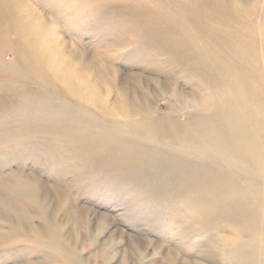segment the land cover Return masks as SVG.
<instances>
[{
  "label": "rangeland",
  "instance_id": "374dc122",
  "mask_svg": "<svg viewBox=\"0 0 264 264\" xmlns=\"http://www.w3.org/2000/svg\"><path fill=\"white\" fill-rule=\"evenodd\" d=\"M12 1L14 2V0ZM128 1L127 0H32V1L30 0V2L33 5L36 4L35 6L40 11V14L43 16H47L49 23L50 24L53 23L57 31L59 30L58 32L60 33V35L62 34L61 36H63L64 40L68 43L67 44L68 46H66V53L74 52L76 53L77 57H79L80 59L84 61L94 60L96 64L104 65L108 67L109 71L111 72L109 79H111V82H112L111 85L113 84L112 87L114 88L113 90L112 89L111 90L114 93L108 88H105V86H103V91L105 92H103L104 95L102 94L103 95L102 97L104 98V99L102 98L103 100L102 102L104 104V105L102 104V106L95 105L94 103L91 104V102L85 101L84 98L82 99V89H81L80 81L78 80V78L74 77L72 78L73 81L75 82L73 84L78 87L77 90L79 89L78 90L79 94L77 93V99H76V95L73 92H70L68 88H66L68 87L67 83H65L66 79L62 77L63 75L61 76V73H59L60 70L57 67L55 70V67H54L55 59L53 60L54 57L51 55L49 51L46 50L47 47H45L46 45L44 44V42L42 41L40 45H37V43L29 37L30 32L27 30V28L25 29L24 27L25 24L28 25L27 19L25 22V12L18 10L17 7L14 6V4H12V2L10 1L8 2V0H6L5 1L6 4L8 2V5L11 7V10H10L11 13H9L10 15L9 16L8 12L4 11L5 10L4 4L0 3V6H1L0 23L2 27L1 31L4 29V31L6 32L5 35H4L5 32L3 31L0 33V41H1L0 42L1 43L0 44L1 46L0 47L1 49L0 50V56H1L0 58L1 59L0 60V86L2 87V88L0 87V90H1L0 92V102H1L0 103L1 104L0 105V113H1L0 114V181H1L0 196L1 197L0 198L6 197L7 199L8 197V201H9V204H8L6 202L7 200L2 198L3 200L2 201L0 199V202H1L0 207L2 206V202H3V205L6 202L4 206L7 207V209L5 208V211H4V209L2 208L3 206H2L1 208L3 210L1 209L0 213L3 215L5 213L6 214L10 213L11 215H14L13 209L18 208L17 206L20 207L21 205L22 208L20 210L24 213V216L26 217V221L28 222V220L30 219L29 221L30 223L28 224H31V226L35 228L39 226V229H41L39 230L37 228V230L40 231V234L38 236H35L34 234H30L28 230L19 226L18 224L17 225L15 223L11 224L4 220H0L1 232L3 230H6L5 232L3 231L4 234L0 233V236H1L0 237L1 238L0 239V264H27L28 262H29L28 264H33V263L35 264H44V263L50 264L51 263L52 264V261L54 259H57V264H65V263L66 264H74V263L80 264V262H82L80 259L84 260L86 262V263L84 262L85 264H88V262L89 264H97V263L106 264L105 261L103 262L100 260L101 259L104 260L107 250L112 251L111 254H114L113 263L115 264H128L131 262H133L134 264H137L138 263L137 259H139L138 257L139 255H137L134 252L140 253V251H142L141 250L142 248L138 249L136 247V244H134L130 240L131 237L137 238V240H139L140 242L145 243V241L148 240L158 246H164V247H166V245L167 244L169 245L170 243L171 245L173 244L172 246L174 248L176 247L179 249L178 252L181 256L183 257L186 256L185 254L186 252L191 255L190 256L191 261L201 262V263L206 262V260L203 262L204 259L202 255H197V254L192 253V250L194 249V247L201 244V242L206 241V236L204 234L200 235L198 233V229L200 227L195 226L194 228H198V229L195 230L193 228V231L190 230L189 233H187L188 231H186L185 234H187V236L189 234L191 235L193 232L195 234H192L191 236L189 235L185 240L182 239L184 240V243L182 240L179 241V237L177 236H176L177 241L175 240V238H170L171 240L172 239L174 240V242L172 243L166 237L170 235V221H171V217L173 213H176L174 211H177V210L181 211V209L182 211H184L186 209L187 210V211L185 210L186 217L185 215H183L184 219L186 220L185 225L187 227H191V226H194L193 222H195L193 221L195 219L193 217L196 216L197 218V216H199L200 218V213L201 214L204 213L203 210L212 209V207L216 204L215 203L216 198H214L213 195L210 193L209 186L211 185V183L209 182V180L212 179V175H215L216 172H219V170H224V165L219 161L210 163V165L208 166L210 167V173H212V175L208 177V182H204L200 184L199 186H195L196 188L190 191L187 190V192L185 193L181 192L179 189L176 188L178 186L177 184L184 185L180 182V175H181L180 170L182 169V167H189L191 172H194L196 170L195 166L188 164V161H187L188 155H182L183 154L182 151L183 152H186V151L182 150L177 145L180 143L175 142L176 145L171 144L174 142L172 141L171 138L167 140V142H163V143L160 140L159 141L155 139L153 140L149 136L150 134L148 133L146 128H144V125H142L141 123L143 122L147 124V123L156 122L158 124L165 123L164 125L168 126L167 121H169V119H175L179 121V123L181 124L189 120L192 123H195L197 118L193 117V115L195 114L192 113L191 108L186 107L187 104H185L184 101L187 98H192V99L194 98L196 99V101L200 102L202 105V110L199 116H202V114H205V113L207 115L208 113L210 115H213L215 108L212 107L214 104L210 100L211 99L213 100V96L216 94L217 90H213L211 88L210 82L207 83L206 81L204 82L202 80L203 78L201 77V74L199 73L200 71L196 72L195 70H193V73H192V69L187 66L186 62H183V59L181 58V56L180 55L178 56L177 53L175 54V49L173 48V46L165 43L163 40L160 41L162 36L160 37V40H159V36H158L159 33L157 32L155 33L151 29L147 28L149 27V23H148L149 16L153 15V13L157 11V9L158 10L166 9L167 7L166 10L170 11L171 14H173V16L178 17L182 22L184 21V23L187 25L190 24L191 28L197 27L199 29L198 34L200 36L203 35L208 38L211 35V37L209 38L212 42L214 41L216 45L220 44V42L227 43L228 41L225 40V37L224 35H222L221 32L216 31V28H212L209 24L205 23L204 20H194L192 17H190V16H200L194 9H192L190 6L188 7V3L190 4L192 0H184L185 2L183 0H178L181 4L177 2V0L175 1L173 0H153V1L152 0H128ZM213 1L196 0L195 2H198V3L201 2V5H202L201 9L204 11H207L206 14H208V12L209 13L219 12V10L222 9L220 14L224 16V15H227L228 13L229 15L227 18H229L230 20L232 19V17H234L235 18L234 27H238L239 29H242V27L243 28L248 27V25H246V22L248 19L247 17L251 16L250 19H248L249 25L252 26L255 23L257 25V26L255 25L256 27L255 33L253 34L257 35V29L258 30L260 29V32L262 33L261 38L262 36L264 37V34H263L264 33V11H263L264 0H260L261 2L259 0L258 1L257 0H254V1L246 0V5H249L250 3L251 4L249 5V7L246 6V9H248L249 11H245V15H244L245 17H237V16H242V15L237 13L235 9H233L230 6H227L226 4L220 6L221 4H219L217 0H213ZM144 5H145V8H144ZM158 5H161V6H158ZM252 5L253 7H251ZM172 7H174L175 10ZM150 8L151 10L150 12H148ZM172 10H174V13ZM140 12H141V15L139 14ZM136 13L139 16H137ZM143 13H144V16H143ZM193 13H196V15H193ZM135 16H137V18L141 17V19L140 18L137 19L138 23L135 19ZM17 17L19 18V20ZM203 17L206 18L205 16ZM20 19L23 22H20ZM238 19L240 20L239 21L240 23L241 22L243 23L240 24L238 22ZM12 21L14 22L11 23ZM146 24L148 26H146ZM258 24H260L261 28H257ZM22 27H24V29ZM172 27H174L173 28L174 30L175 26H172ZM170 28L171 27H169V29ZM236 31H234V34L236 33ZM1 34L4 36H1ZM154 34L155 35L157 34V35L155 36ZM149 36L151 37L150 39H149ZM5 37L6 39H4ZM144 38L145 40H143ZM18 39H20L21 41ZM189 39H192V35L189 37ZM14 40L17 42H14ZM22 40H24V42H22ZM149 40L151 43L149 42ZM154 40L156 42H154ZM10 41L12 43L14 42L13 44L11 43V46H10ZM142 41L144 42L142 43ZM4 42L5 43L7 42L8 47L10 48L7 47V44H5L6 45L5 47ZM158 43H159V46H158ZM228 43L231 44L230 42ZM26 44L28 46H26ZM3 46H4V49L5 48L7 49L5 50L3 49L2 51ZM163 46L165 47V49ZM30 47L32 48L31 51H30ZM13 49H14V52L16 53L12 51ZM156 49L158 51H155ZM219 49L220 47L217 48L216 51L222 57L228 58L226 47L224 48V50L222 49L223 52L222 50L218 51ZM43 50H44V53H42ZM29 51L31 53H29ZM168 51L170 52V54L168 53ZM141 52L142 54H140ZM153 53H157V54H153ZM24 54H26V56ZM174 54L175 56H177L178 59L177 58L175 59ZM27 56H28V59H25L27 58ZM30 56L31 58L29 59ZM41 57H43L42 60L39 59ZM138 57L140 58V60ZM144 57L147 59L145 60ZM154 57H156L155 58L156 62L154 61ZM150 58H152L153 60L152 59L150 60ZM19 59H21L20 61H23V60L24 61L19 63L20 62ZM172 59H174L175 61L172 62ZM51 60L53 61L54 64L53 63L51 64L52 62ZM38 61H40V63ZM44 61L46 62L48 61V62L47 63L45 62V64L40 65ZM170 61L173 65H171ZM34 64L37 65V68L39 66V71L37 70V68L35 69V66H33ZM153 65H155V67ZM46 66L47 67L49 66V67L47 68ZM151 66L153 68H151ZM13 67H15V70ZM17 68L22 73L17 71ZM33 69H35V73L37 72V75L39 77L36 74H34ZM47 69H49L50 72ZM162 69H165L164 72H162L163 71ZM30 70L32 72H30ZM44 70L46 71L43 73ZM196 70L198 69L196 68ZM165 72H168V74H165ZM28 73H31L32 77ZM51 74L52 75L54 74L55 78H54V75L52 76ZM138 74L148 79L149 83L145 84L144 82H141L140 78L138 77ZM192 74L193 75L195 74V75L193 76ZM17 75L20 77H18ZM41 77L42 78L45 77V78L42 79ZM23 78L24 80H22ZM194 78H198V79H196V81L195 80L193 81ZM25 79L27 81H25ZM54 79H57V80H54ZM61 82L65 85V86L63 85L64 88L62 87ZM37 83L38 84L41 83L40 85H42L43 88ZM23 84L25 87L23 86ZM261 85L263 86V84ZM123 86L125 88L133 86V88L138 92L137 94L141 97L140 100L142 102L135 100L136 101L135 104L143 106V110H145L146 114H148V117L146 116L144 117H146L147 120L149 119L148 120L149 122L141 119L143 117L131 115L133 117L132 118L126 114L125 112L126 107L124 105L127 104V106H129V104L132 101V98H131L132 95L128 93L129 95L128 96L127 94L123 93L120 90ZM167 86H169V88H167ZM21 87L23 88L21 89ZM13 88H15V90ZM136 88H138V90ZM5 89L6 90L9 89V90L6 91ZM17 89L18 91H20V94L18 91H17L18 93L15 92ZM12 91H14V94ZM3 92L4 93L7 92L8 96L3 94ZM109 92L113 94H110ZM179 92L183 94L185 93V95H182V94L180 95ZM11 93L13 97L11 96ZM15 94L17 95L15 96ZM36 94L39 98L36 96ZM43 96L44 98H42L43 100H41V97ZM47 96H49L50 99ZM25 97L27 98V100ZM143 98L146 102L143 100ZM9 99H11V102ZM30 100L32 101L35 100V101L33 103V102H30ZM24 101L26 103H24ZM51 101L53 103H51ZM59 101H62V102H59ZM63 102L66 106L64 109H63L64 104H62ZM23 103L24 105L25 104L26 105L23 106ZM109 103H112V104H109ZM36 104H37V107H35ZM52 104H54V106ZM113 104H114V108L117 107L115 110H112L114 109L112 108ZM50 105L54 107V110H53V107L50 108ZM120 105H122L121 109L119 108ZM42 106L44 107V110ZM67 106L70 108H68ZM71 106H73V108ZM99 106H100V109H99ZM123 106L125 108H123ZM15 107H17L18 110ZM41 107H42V111L41 109H39ZM101 107H104V108H101ZM23 108H26V109L24 110ZM36 108L38 109L37 112H36ZM107 108H109L108 111L106 110ZM66 109H68V111ZM46 110H48L49 112ZM113 111H114V114H113ZM25 112L28 113L27 116L25 115ZM40 112H43V113L48 112L49 116H45L48 114L44 115L43 113H40ZM116 112L120 114L118 115ZM30 113L34 114V116ZM60 113L62 115H60ZM18 114L20 117H18ZM40 114L42 115V118L40 117ZM30 115H32L33 117ZM196 115H197V112H196ZM65 116H67L68 119H66ZM125 116H127L128 118ZM29 117H31L30 119H32L33 122L29 119ZM14 121L16 124L18 123L17 124L18 126L14 123ZM133 121L137 123V125ZM127 122H128V125H127ZM63 124H64V127H63ZM28 125L29 127L27 128ZM60 126H62L63 128ZM136 126L140 128L138 127L136 128ZM40 130H44V132L41 131L43 134L40 133ZM127 130L129 132L130 137L127 134L128 133ZM57 132L60 134H58ZM103 132H104V135H103ZM176 134L178 135L182 134V129L179 130ZM146 135H148L149 137ZM138 138L140 139V141ZM41 140L43 141V143L41 142ZM165 143L166 145H164ZM160 144H162V147ZM109 145H110V148H109ZM146 146L149 148H146ZM115 149H116V152H115ZM132 149H135V150H132ZM145 149H147V151ZM149 151H151L153 155ZM157 151L161 153H158ZM114 152L116 155L113 154ZM69 155L74 156V157H70ZM106 155L108 157H105ZM167 156H171V157L176 156V160L178 162L174 164L173 166L174 169L172 172L170 170H167L165 167L166 162L168 160ZM105 158H108V159H105ZM101 160H103L105 165L102 164L103 162H101ZM196 161L197 163H200V164L202 163V159H200L199 161L198 160ZM245 161L247 160L242 159V163ZM132 162L133 163L135 162V166ZM106 167L108 168L105 170ZM118 169H120V171ZM32 174L34 177V178L32 177V179H34L33 181L31 180ZM12 177L13 179L11 183L8 182L10 181L8 179H11ZM35 177L37 178V180H35L36 179ZM5 178H8L7 181L5 180ZM14 178L16 179L18 178V179L15 182H13L15 180ZM22 178L24 179V181ZM3 179L5 181H3ZM19 180H21V183ZM26 180L29 181L28 186H27L28 182ZM39 180H40V183H39ZM36 182L38 183L36 184ZM24 184H26L27 186L26 188H24L25 187ZM43 184L49 185L50 189H52L53 187L52 189L53 192H54V189L55 190L58 189L60 192L64 194V200L63 202H61L62 206L59 205L60 201H59V194H58L59 191L58 190H57L58 192L57 191L54 192L55 194L47 196L49 200L52 198L49 202V206L52 207L53 209H58V206H59V208L61 209L63 208V213H64L66 209L69 207L68 205H71L76 209L80 208L79 211L81 213L78 214V217L80 220L79 219L78 220L81 221L79 222L81 232L80 231H79L80 233L75 232L73 235L74 237L73 240L71 239L69 241V245L70 246L73 245L72 247H74L75 249L70 248L67 244H66L67 246L64 245L67 242L66 238L65 237L61 238L60 234H63L62 233L63 230L62 228H60L61 225L59 221H60L61 216L63 215L62 210L60 209L59 211L60 213L58 212L52 215V217L54 215L57 216V217L54 216L53 218L54 221H51L49 218L47 219L45 215L46 212L48 211V204L45 200H48V199L41 197L42 194H41L40 187ZM9 185L13 186L12 188L14 190L11 188H8ZM20 185L21 186L24 185V186L21 187ZM17 186H18L19 193L16 191ZM173 188L175 189L174 191L176 192L171 191L173 190ZM70 189L72 190V192L70 191ZM66 190L67 191L69 190L68 191L69 194L68 192H65ZM11 191L13 192L11 193ZM205 193L207 196L205 195ZM21 195H24L25 198L28 196V198H26L25 200L24 197ZM9 196L13 202L11 201V199L9 200ZM32 196L35 197L34 199L38 198L36 199V202L34 201L35 202L34 204H33ZM167 197H172V198H170V200L168 201ZM187 197H189V199ZM212 197L215 201L212 199ZM13 199H15V201ZM165 199L167 201H165ZM173 199H176V201ZM199 199L201 200L199 201ZM25 201H27V203ZM160 201L161 202L165 201L163 203L164 204L166 203L168 206L172 204L170 206V209L168 208L166 204L164 205L162 203L165 208L164 209L163 206L159 204L161 203ZM18 202H19V205H18ZM21 203H23L24 205L22 206ZM63 203H66V204H63ZM157 203L159 205V208L161 205V208H160L161 210L158 209ZM12 204H14L15 207ZM192 204L194 207L192 206ZM9 206L11 207L13 206L12 207L13 209ZM165 206H167L168 209ZM28 207H30L32 211ZM140 207L142 210L139 209ZM9 208L13 212L10 210L8 211ZM34 208L36 209V211L34 210ZM144 208L146 211L143 214ZM195 209H197L196 212L193 211ZM91 210L97 211L98 213H101V214L109 215L110 217V220L107 218V225H109V230L107 232H104L102 236L100 234L96 235V233L94 232V225L91 220L92 219L91 214H89ZM33 211L34 213H32ZM26 215H28V217ZM187 216L189 218L191 217V219H189ZM20 220L21 219H18V221ZM24 221H25V218H24ZM31 221L34 223L32 224ZM54 223H57L55 225V229L52 228L54 227L53 225ZM222 223L220 222L217 225L218 227L215 226V228L213 229L208 228V232L210 231L216 234L222 233L223 234L222 236L224 238H229L231 236L230 234H232L234 237L236 234V231L234 230L235 229L234 224L228 223V222L227 223L225 222L223 224ZM10 225L11 227H9ZM40 225L42 226L44 225L43 226L44 228L40 227ZM43 229L45 230L46 234L45 233L42 234L41 231ZM13 230L15 231L13 232ZM116 230H119L118 234H115ZM8 232H10L12 235ZM15 232H16V235H15ZM121 232L126 233V236L123 234L121 235ZM53 233H55L56 235ZM27 234L31 236L29 237ZM47 234H49V237L47 236ZM50 234L51 235L53 234L52 236L54 237V240L53 238H51L52 236ZM57 234H59L58 235L59 237L57 236ZM9 236L11 237V239ZM27 236L32 240L29 239L28 241ZM172 236H175V235H172ZM57 237H58V240L55 241ZM79 237H81L83 240ZM4 238H6L7 241L4 240ZM9 240H11V242H8ZM221 240L224 241L223 239ZM3 241H5L6 244ZM58 241L61 242V244ZM71 241L73 243L70 244ZM76 242L77 243L80 242V244L75 245ZM179 242L183 244H180ZM208 245H209L208 246L209 248L210 246L211 247L217 246V245H214V243L212 244L208 243ZM77 246L80 247L78 248V250L76 249ZM180 246H182L183 248H181ZM30 249L32 250L31 252H30ZM56 249H59V250H56ZM64 249L65 250L67 249V250L65 251ZM216 252L218 251H215L214 253ZM73 253L76 254L74 257H73ZM46 254L48 258L46 257ZM24 260L26 261L28 260V261L26 262ZM48 260L51 262H48ZM159 262L161 264L162 263L167 264L168 263L167 256H164L162 258L160 257ZM55 264H56V261H55ZM208 264H210V262H208Z\"/></svg>",
  "mask_w": 264,
  "mask_h": 264
},
{
  "label": "bare ground",
  "instance_id": "6f19581e",
  "mask_svg": "<svg viewBox=\"0 0 264 264\" xmlns=\"http://www.w3.org/2000/svg\"><path fill=\"white\" fill-rule=\"evenodd\" d=\"M6 0H0V3L4 4V11L11 13V7L8 5V2H12V4H14V6L17 7L18 10H21L23 12H25V22L26 19L28 21V25H24L25 29L27 28V30L30 32L29 33V37L34 40L37 45H40L41 42L43 41L44 44L46 45L45 47L47 51H49L51 53V55L54 57L53 60L55 59V64L53 63V61L51 62V64H54L55 70L56 67L60 70L59 73H61V76L63 78L66 79L67 86L66 88H68V90L70 92H73L76 95V99H77V93L79 94L78 90H77V86L74 85L73 83H75L73 81L72 78H78V80L80 81V85H81V89H82V99L84 98L85 101L94 103L95 105H101L103 104V100H102V96L104 95L103 92V86H105V88H108L109 90H113L114 88L111 85V79H109L110 77V71L108 69L107 66L104 65H99L96 64V62L90 61V60H82L79 57H77L76 53L71 52V53H66V46H68L67 42L64 40L63 36L60 35V33L57 31V29L55 28V25L50 24L47 16H43L40 14V11L36 8V4L33 5L30 0H14V2L12 0H8L7 4L5 2ZM32 1V0H31ZM128 1V0H127ZM153 1V0H152ZM175 1V0H173ZM184 1V0H183ZM196 0H192L191 3H188V7L190 6L192 9H194L200 16H190L192 17L194 20H204L205 23L209 24L212 28H216V31L221 32L222 35H224L225 40L230 42L231 44L225 43V42H220V44L216 45L215 42L211 41L209 37H211V35L207 38L203 35H199L198 34V28L197 27H190V24H185L184 21L182 22L178 17L173 16V14H171L170 11H167V7L166 9H157V11H155L153 13V15L149 16V29H151L153 32H157L159 33V40L160 37L162 36L160 41H164L165 43L173 46V48L175 49V54L177 53L178 56L180 55L181 58L183 59V62L187 63V66L189 68L192 69V73L193 70L200 71L199 73L201 74V77L203 78L202 80L207 83L210 82L211 84V88L213 90H217L216 94L213 96V100L211 99L210 101L214 104L212 107L215 108L214 114L210 115L208 113V115L202 114V116H199L201 110H202V105L200 102L196 101V99H192V98H185L184 102L186 105V107L191 108L192 113H194L195 115H193V117H196V121L195 123H192L190 120L186 121L185 123L181 124L179 123V121L175 120V119H169L168 122V126H165L163 123L162 124H158V123H154L152 121V123H141L142 125H144V128H146V130L148 131V133L150 134L149 136L154 140L157 141H161L163 142H167V140H169L170 138L172 139V141H174L173 145H176L175 142L180 143L177 144L182 150H185L186 152L182 151V155H188L187 157V161L188 164L194 165L195 166V171L191 172V170L189 169V167H182V169L180 170V182L184 185H179L176 187L177 189H179L181 192L185 193L190 190H193L194 188H196L195 186H199L200 184L204 183V182H208V177L212 175V173H210V167L208 165H210V163H214V162H221L224 165V170H219V172H216L215 175H212V179L209 180V182L211 183V185L209 186L210 189V193L213 195L214 198H216V204L212 207V209H208V210H203V214L200 213V218L199 216L193 217L195 218L193 221V225L191 227H187L186 224V220L184 219V216L186 217V211H181L177 210L174 211L176 213H173L172 217H171V221H170V235L168 237H166L168 240H170V242H174V240L172 241L170 238H176L179 237V241L182 239H186L188 236L187 234H185L186 231H188L187 233H189L190 230L193 231V228L195 226L200 227L198 228H194L195 230L198 229V233L200 235H205L206 236V241L201 242V244L197 245L196 247H194V249L192 250L193 254H197V255H202L203 256V262L206 260V262L201 263V262H194L191 261V255L186 253V256H181L179 254V249L178 248H174L170 243L169 245L167 244L166 247L164 246H158L154 243H152L151 241L146 240L145 243L144 242H140L139 240H137V238H132L131 237V241L136 244V247L142 248L140 251V253L134 252L137 255H139V259L137 264H159V258L167 256V264H208V262H210V264H264V37L262 36L261 38V32L260 29H257V35H254L253 33H255V25L250 26L248 19H250V17H247V22L246 25H248V27L239 29L238 27H234V20L235 18L232 17V19L230 20L228 17V13L227 15L222 16L220 14L221 10H219V12H212V13H207V11H204L201 9L202 5L201 2H195ZM213 1V0H211ZM254 1V0H253ZM258 1V0H257ZM260 1V0H259ZM129 2V1H128ZM177 2H179L177 0ZM176 2V3H177ZM185 2V1H184ZM214 2V1H213ZM216 2V1H215ZM217 2L219 4H221L220 6L226 4L227 6L232 7L233 9H235V11L239 14H241L242 16H237V17H245V11H249L248 9H246V6L249 7V5H246V0H217ZM261 2V1H260ZM131 3V2H130ZM147 3V1H146ZM165 3V2H163ZM180 3V2H179ZM38 4V3H37ZM153 4V3H152ZM181 4V3H180ZM187 4V3H185ZM213 4V3H212ZM216 4V3H214ZM39 5V4H38ZM37 5V6H38ZM147 5V4H145ZM144 5V8H145ZM177 5V4H176ZM255 5V4H254ZM13 6V7H14ZM40 6V5H39ZM137 6V5H136ZM161 6V5H158ZM179 6V5H178ZM209 6V5H208ZM256 6V5H255ZM12 7V8H13ZM131 7V6H130ZM138 7V6H137ZM216 7V6H215ZM253 7V5L251 6ZM1 8V6H0ZM3 8V7H2ZM174 9V7H172ZM181 8V7H180ZM187 8V7H186ZM229 8V7H228ZM131 9V8H130ZM205 9V8H203ZM132 10V9H131ZM141 10V9H140ZM151 8L149 9L148 12H150ZM175 10V9H174ZM174 10L173 13H174ZM198 10V11H197ZM138 11V9H137ZM177 11V10H176ZM254 11V10H253ZM264 11V9H263ZM135 12V11H134ZM190 12V11H189ZM132 13V12H131ZM138 13V12H137ZM136 13L137 16H139ZM145 13V12H144ZM143 13V16H144ZM191 13V12H190ZM203 13V14H202ZM141 15V12L139 13ZM183 14V13H182ZM19 15V14H18ZM17 15V16H18ZM193 15H196V13H193ZM231 15V14H230ZM256 15V14H255ZM10 16V15H9ZM8 16V17H9ZM14 16V15H13ZM135 16V19L137 21L138 18L141 19V17ZM203 16H205L206 18H204ZM21 17V16H20ZM253 17V16H252ZM16 18V17H15ZM18 18V17H17ZM143 18V17H142ZM185 18V17H184ZM234 18V19H233ZM11 19V18H10ZM145 19V17H144ZM245 19V18H244ZM14 20V19H13ZM19 20V18H18ZM185 20V19H183ZM261 20V19H260ZM263 20V19H262ZM240 20L238 19V22ZM255 21V20H254ZM14 21H12L11 23H13ZM20 22H23L20 19ZM253 22V21H252ZM138 23V21H137ZM240 23V22H239ZM243 23V22H241ZM240 23V24H241ZM15 24V23H14ZM145 25V24H144ZM4 26V25H3ZM20 26V25H19ZM130 26V25H129ZM142 26V25H141ZM146 26H148L146 24ZM175 26V29L173 30ZM192 26V25H191ZM257 26V25H256ZM11 27V26H10ZM24 27H22L24 29ZM153 27V28H152ZM169 27H171L169 29ZM263 27V25H262ZM21 28V29H22ZM195 28V29H194ZM226 28V29H225ZM257 28H261L260 24H258ZM2 27H1V23H0V33L4 31V29L1 31ZM145 29V27H144ZM247 29V30H245ZM184 30V31H183ZM186 30V31H185ZM237 30V31H236ZM123 31V30H122ZM147 31V29H146ZM234 31H236V33L234 34ZM262 31V30H261ZM114 33V32H113ZM166 33V34H165ZM6 34V32L4 33V35ZM144 34V33H143ZM142 34V35H143ZM187 34V35H186ZM264 34V33H263ZM1 34V36H4ZM155 35V34H154ZM153 35V36H154ZM157 35V34H156ZM155 35V36H156ZM192 35V39H189V37ZM7 37V35H6ZM6 37L4 39H6ZM20 37V36H19ZM147 37V35H146ZM151 37L149 36V39ZM67 39V38H66ZM148 39V38H147ZM221 39V38H220ZM2 40V39H1ZM20 40V39H18ZM123 40V39H122ZM145 40V38L143 39ZM21 41V40H20ZM70 41V40H69ZM147 41V40H146ZM1 42V41H0ZM14 42H17L14 40ZM13 42V43H14ZM22 42H24V40H22ZM28 42V41H27ZM72 42V41H71ZM144 41H142L143 43ZM150 42V40H149ZM154 42H156L154 40ZM153 42V43H154ZM11 41H10V46H11ZM12 43V44H13ZM73 43V42H72ZM151 43V42H150ZM149 43V44H150ZM235 43V44H233ZM1 44V43H0ZM7 44L8 47V43L4 42V45ZM16 44V43H15ZM23 44V43H22ZM155 44V43H154ZM153 44V45H154ZM20 45V44H19ZM156 45V44H155ZM154 45V46H155ZM13 46V45H12ZM26 46H28L26 44ZM159 46V43H158ZM1 47V46H0ZM6 47V45H5ZM15 47V45H14ZM18 47V46H17ZM16 47V48H17ZM25 47V46H24ZM153 47V46H151ZM150 47V48H151ZM156 47V46H155ZM153 47V48H155ZM164 47V46H163ZM220 50H224V48L226 47L227 53H228V58H224L222 57L217 51L216 49L219 48ZM10 48V47H8ZM26 48V47H25ZM146 48V46H145ZM149 48V49H150ZM161 48V47H160ZM4 49V46L2 48V51ZM7 49V48H5ZM4 49V50H5ZM18 49V48H17ZM31 47H30V51H31ZM69 49V47H68ZM162 49V48H161ZM165 49V47H164ZM1 50V49H0ZM75 50V49H74ZM146 50V49H145ZM151 50V49H150ZM222 50V52H223ZM1 51V52H2ZM14 52V49L12 50ZM24 51V50H23ZM28 51V49H27ZM29 51V53H31ZM155 51H158L157 49ZM170 51V50H169ZM168 51V53L170 54V52ZM33 52V50H32ZM16 53V52H14ZM26 53V52H25ZM38 53V52H37ZM44 53V50L43 52ZM41 53V54H42ZM139 53V52H137ZM240 53V54H239ZM78 54V52H77ZM142 54V52L140 53ZM153 54H157V53H153ZM152 54V55H153ZM159 54V53H158ZM174 54V56H175ZM18 55V54H17ZM26 56V54H24ZM30 55V54H29ZM48 55V54H47ZM80 55V54H79ZM147 55V54H146ZM19 56V55H18ZM21 56V55H20ZM33 56V55H32ZM137 56V55H136ZM142 56V55H141ZM155 56V55H154ZM34 57V56H33ZM38 57V56H37ZM146 57V56H145ZM144 57V58H145ZM169 57V56H168ZM239 57V58H238ZM1 58V56H0ZM21 58V57H20ZM31 58V56L29 57V59ZM43 57L39 58L42 60ZM139 58V57H138ZM143 58V57H142ZM153 58V56H152ZM150 58V60L152 59ZM156 57H154V61ZM172 58V57H171ZM177 58V56H175V59ZM28 59V56L27 58ZM38 59V60H39ZM147 58H145L146 60ZM178 59V58H177ZM1 60V59H0ZM21 59H19L20 61ZM33 60V59H32ZM140 60V58H139ZM144 60V61H145ZM149 60V59H148ZM153 60V59H152ZM169 60V58H168ZM167 60V61H168ZM171 60V59H170ZM3 61V60H2ZM24 61V60H23ZM20 61L19 63L23 62ZM67 61V63H66ZM142 61V60H141ZM175 61L174 59H172V62ZM178 61V60H176ZM15 62V61H14ZM18 62V61H17ZM16 62V63H17ZM40 63V61H38ZM46 61H44L43 63H41L40 65L45 64ZM48 62V61H47ZM46 62V63H47ZM146 62V61H145ZM149 62V61H148ZM147 62V63H148ZM156 62V61H155ZM28 63V62H27ZM150 63V62H149ZM148 63V64H149ZM153 63V62H152ZM169 63V62H168ZM171 63V61H170ZM18 64V63H17ZM37 64V63H36ZM50 64V63H49ZM114 64V63H113ZM147 64V65H148ZM155 64V63H154ZM23 65V64H22ZM171 65H173L171 63ZM179 65V64H178ZM24 66V65H23ZM29 66V65H28ZM35 66V69L37 68V65H33ZM155 67V65H153ZM157 66V64H156ZM184 66V65H182ZM16 67V66H15ZM15 67L14 70H15ZM27 67V66H26ZM47 67V66H46ZM49 67V66H48ZM47 67V68H48ZM52 67V66H51ZM167 67V66H166ZM34 68V67H33ZM45 68V67H44ZM151 68H153L151 66ZM173 68V67H171ZM196 68L198 70H196ZM35 69H33L34 74L37 75V72L35 73ZM46 69V68H45ZM150 69V68H148ZM147 69V71H148ZM166 69V68H165ZM165 69H162L164 72ZM188 69V68H187ZM37 70L39 71V66L37 68ZM49 72L50 70L47 69ZM17 71L18 68H17ZM46 70L43 71V73ZM152 71V70H151ZM155 71V70H154ZM153 71V72H154ZM160 71V70H159ZM167 71V70H166ZM173 71V70H172ZM15 72V71H14ZM20 73H22L21 71H19ZM30 72H32L30 70ZM42 72V71H41ZM54 72V71H53ZM52 72V73H53ZM57 72V71H56ZM161 72V73H162ZM170 72V71H168ZM168 72H165V74H168ZM16 73V72H15ZM24 73V72H23ZM47 73V72H46ZM58 73V72H57ZM158 73V72H157ZM173 73V72H171ZM17 74V73H16ZM30 76L32 77L31 73ZM114 74V73H113ZM52 75V74H51ZM54 75V74H53ZM52 75V76H53ZM159 75V74H158ZM172 75V74H171ZM193 75V74H192ZM195 75V74H194ZM193 75V76H194ZM18 76V75H17ZM38 76V75H37ZM115 76V75H114ZM151 76V75H150ZM154 76V75H153ZM20 77V76H18ZM22 77V76H21ZM39 77V76H38ZM138 77L140 78L141 82H144L145 84H148L149 80L146 79L144 76H140L138 74ZM148 77V76H147ZM198 77V75H197ZM200 77V76H199ZM17 78V77H16ZM42 78V77H41ZM40 78V79H41ZM45 78V77H43ZM42 78V79H43ZM53 78V77H51ZM55 78V75H54ZM144 78V79H143ZM19 79V78H18ZM17 79V80H18ZM191 79V78H190ZM198 78H194L193 81ZM24 80V78L22 79ZM57 80V79H54ZM64 80V79H63ZM135 80V79H134ZM201 80V79H200ZM25 81H27L25 79ZM42 81V80H41ZM51 81V80H50ZM59 81V80H58ZM151 81V80H150ZM169 81V80H168ZM192 81V82H193ZM22 82V81H21ZM44 82V81H43ZM60 82V81H59ZM27 83V82H26ZM36 83V82H35ZM52 83V82H51ZM62 83V82H61ZM114 83V82H113ZM31 84V83H30ZM38 84V83H37ZM41 84V83H40ZM38 84V85H40ZM115 84V83H114ZM172 84V83H171ZM195 84V83H194ZM200 84V83H199ZM263 84V86L261 85ZM10 85V84H9ZM29 85V83H28ZM53 85V84H52ZM55 85V84H54ZM64 84L62 83V87ZM122 85V84H121ZM120 85V86H121ZM135 85V84H134ZM139 85V84H138ZM151 85V84H150ZM24 86V84H23ZM37 86V85H36ZM42 86V85H40ZM38 86V87H40ZM116 86V85H115ZM119 86V87H120ZM125 86V85H124ZM122 87L120 90L127 94H131L132 95V101L129 104V106L124 105L126 107L125 112L127 115H129L130 117H132L133 115L139 116V117H143L141 119L146 120L147 122H149L147 120L146 117H148V114H146L145 110H143V106L137 105L135 104L136 101L142 102L140 100V96L137 94L138 92L132 87ZM128 86V85H127ZM142 86V85H141ZM149 86V85H148ZM171 86V85H170ZM1 87V86H0ZM7 87V85H6ZM25 87V86H24ZM27 87V86H26ZM137 87V86H136ZM162 87V86H161ZM166 87V86H165ZM2 88V87H1ZM23 87H21L22 89ZM43 88V86H42ZM167 88H169V86H167ZM15 90V88H13ZM19 89V88H18ZM18 89L15 91L17 92ZM26 89V88H25ZM45 89V88H44ZM130 91H129V90ZM138 90V88H136ZM6 90V89H5ZM9 90V89H7ZM6 90V91H7ZM42 90V89H41ZM111 90V91H112ZM116 90V89H115ZM167 90V89H166ZM171 90V89H170ZM211 90V89H210ZM4 91V90H3ZM107 91V90H106ZM154 91V90H153ZM165 91V90H164ZM179 91V90H178ZM183 91V90H182ZM1 92V90H0ZM14 94V91H12ZM20 94V91H18ZM17 92V93H18ZM23 92V91H22ZM28 92V91H27ZM43 92V91H42ZM113 92V91H112ZM36 93V92H35ZM38 93V92H37ZM41 93V91H40ZM46 93V92H45ZM110 94H113L111 92H109ZM180 95H185V93H181L179 92ZM190 93V92H189ZM211 93V92H210ZM3 94L7 95V92H3ZM18 94V95H19ZM72 94V93H71ZM103 94V95H102ZM107 94V93H106ZM17 94H15L16 96ZM22 95V94H21ZM109 95V94H108ZM130 95V96H131ZM187 95V94H186ZM8 96V95H7ZM12 96V93H11ZM10 96V97H11ZM31 96V95H30ZM37 96V94H36ZM50 96V95H49ZM49 96H47L49 98ZM72 96V95H71ZM81 96V95H80ZM106 96V95H105ZM112 96V95H111ZM129 96V95H128ZM178 96V95H177ZM3 97V95H2ZM13 97V96H12ZM38 97V96H37ZM79 97V95H78ZM6 98V97H5ZM26 98V97H25ZM39 98V97H38ZM41 97V100H43ZM125 98V97H124ZM3 99V98H2ZM23 99V98H22ZM31 99V98H30ZM46 99V97H45ZM50 99V98H49ZM104 99V98H103ZM11 102V99H9ZM21 100V99H20ZM27 100V98H26ZM54 100V99H53ZM81 100V98H80ZM136 100V101H135ZM144 100V98H143ZM14 101V100H13ZM16 101V100H15ZM35 101V100H34ZM34 101L30 100V102ZM38 101V100H37ZM48 101V100H47ZM55 101V100H54ZM58 101V100H57ZM120 101V100H119ZM125 101V100H124ZM145 101V100H144ZM156 101V100H155ZM29 102V101H28ZM40 102V101H39ZM42 102V101H41ZM62 102V101H59ZM102 102V103H101ZM121 102V101H120ZM146 102V101H145ZM149 102V101H148ZM147 102V103H148ZM1 103V102H0ZM7 103V102H6ZM24 103H26L24 101ZM23 103V106H25ZM32 103V104H33ZM46 103V101H45ZM51 103H53L51 101ZM58 103V102H57ZM81 103V102H80ZM87 103V102H85ZM114 103V102H113ZM124 103V102H123ZM128 103V102H127ZM145 103V104H147ZM29 104V103H28ZM38 104V103H37ZM37 104L35 105V107H37ZM48 104V102H47ZM64 104V102L62 103ZM83 104V103H82ZM90 104V103H89ZM112 104V103H109ZM143 104V103H141ZM179 104V103H178ZM1 105V104H0ZM31 105V104H30ZM54 106V104H52ZM104 105V104H103ZM14 106V105H13ZM16 106V105H15ZM19 106V105H18ZM41 106V105H40ZM39 106V107H40ZM44 106V105H43ZM42 106V107H43ZM50 105V108L53 107ZM76 106V105H75ZM123 106V108H125ZM145 106V105H144ZM42 107L39 108L42 111ZM65 104L63 109L65 108ZM68 107V106H67ZM73 108V106H71ZM106 107V106H105ZM116 107V105H115ZM184 107V108H186ZM3 108V107H2ZM17 108V107H15ZM30 108V107H29ZM49 108V109H50ZM58 108V106H57ZM70 108V107H68ZM76 108V107H74ZM104 108V107H101ZM114 108V104L113 107ZM117 108V107H116ZM116 108L112 109L115 110ZM119 108H122V105L119 106ZM152 108V107H151ZM24 110L26 108H23ZM35 109V108H33ZM47 109V108H46ZM62 109V110H63ZM100 109V106H99ZM109 108H107L106 110L108 111ZM11 110V109H10ZM18 110V108H17ZM37 108H36V112H37ZM44 110V107H43ZM54 110V107H53ZM59 110V108H58ZM68 111V109H66ZM77 110V109H76ZM79 110V109H78ZM105 110V111H106ZM111 110V111H112ZM118 110V109H117ZM5 111V110H4ZM48 111V110H46ZM61 111V110H60ZM71 111V109H70ZM73 111V110H72ZM80 111V110H79ZM110 111V112H111ZM2 112V111H1ZM23 112V111H22ZM49 112V111H48ZM48 112L43 113L48 114ZM65 112V111H64ZM85 112V111H84ZM119 112V111H118ZM116 112L118 115L120 113ZM197 112V115H196ZM3 113V112H2ZM39 113V112H38ZM53 113V112H52ZM51 113V114H52ZM69 113V112H68ZM1 114V113H0ZM20 114V113H19ZM18 114V117H20ZM32 114V113H30ZM36 114V113H35ZM66 114V113H65ZM90 114V113H89ZM109 114V113H108ZM114 114V111H113ZM25 115L27 116L28 113L25 112ZM34 116V114H32ZM30 115V116H32ZM37 115V114H36ZM35 115V116H36ZM60 115H62L60 113ZM64 115V113H63ZM69 115V114H68ZM73 115V114H72ZM76 115V114H75ZM132 115V116H131ZM32 116V117H33ZM45 116H49L45 115ZM52 116V115H51ZM71 116V115H70ZM78 116V115H77ZM135 116V117H136ZM146 116V117H144ZM16 117V116H15ZM38 117V116H37ZM40 117L42 118V115L40 114ZM53 117V116H52ZM74 117V116H73ZM117 117V116H116ZM127 117V116H125ZM129 117V118H130ZM134 117V118H135ZM151 117V116H150ZM24 118V116H23ZM31 117H29L30 119ZM44 118V117H43ZM66 119L67 116H65ZM113 118V117H112ZM115 118V117H114ZM128 118V117H127ZM133 118V117H132ZM34 119V118H33ZM39 119V118H38ZM47 119V118H46ZM72 119V118H71ZM75 119V118H74ZM79 119V118H78ZM81 119V118H80ZM124 119V118H123ZM151 119V118H150ZM154 119V118H153ZM17 120V119H16ZM32 121V119H30ZM35 120V119H34ZM37 120V119H36ZM135 120V119H133ZM26 121V120H25ZM29 121V120H28ZM39 121V120H38ZM43 121V119H42ZM98 121V120H97ZM129 121V120H128ZM162 121V120H161ZM20 122V121H19ZM22 122V121H21ZM24 122V121H23ZM27 122V121H26ZM25 122V124H26ZM33 122V121H32ZM46 122V121H45ZM86 122V121H84ZM134 122V121H133ZM15 123V121H14ZM35 123V122H34ZM61 123V122H60ZM89 123V122H88ZM97 123V122H96ZM132 123V121H131ZM135 123V122H134ZM140 123V122H138ZM13 124V122H12ZM11 124V125H12ZM16 124V123H15ZM18 124V123H17ZM16 124V125H17ZM46 124V123H45ZM67 124V123H66ZM93 124V123H92ZM100 124V123H99ZM137 125V123H135ZM140 124V125H141ZM10 125V126H11ZM22 125V124H21ZM24 125V124H23ZM43 125V123H42ZM90 125V124H89ZM110 125V124H108ZM107 125V126H108ZM121 125V124H120ZM128 125V122H127ZM132 125V124H131ZM130 125V126H131ZM139 125V124H138ZM15 126V125H14ZM18 126V125H17ZM16 126V127H17ZM31 126V125H30ZM57 126V125H56ZM66 126V125H65ZM114 126V125H113ZM26 127V126H25ZM29 127V125L27 126V128ZM62 127V126H60ZM64 127V124H63ZM62 127V128H63ZM116 127V126H115ZM138 126H136L137 128ZM14 128V127H13ZM41 128V126H40ZM51 128V127H50ZM57 128V127H56ZM88 128V127H87ZM140 128V127H138ZM114 129V128H113ZM126 129V128H125ZM132 129V127H131ZM182 129V134L178 135L176 134L179 130ZM48 130V129H47ZM88 130V129H87ZM100 130V129H99ZM130 130V129H129ZM144 130V129H143ZM41 131L44 132V130H40V133H42ZM89 131V130H88ZM98 131V130H97ZM146 131V132H147ZM46 132V131H45ZM48 132V131H47ZM109 132V131H108ZM128 132V130H127ZM126 132V133H127ZM137 132V131H136ZM58 133V132H57ZM139 133V131H138ZM39 134V133H38ZM43 134V133H42ZM52 134V133H51ZM60 134V133H58ZM129 136V132L127 133ZM34 135V134H33ZM104 135V132H103ZM113 135V134H112ZM133 135V134H132ZM41 136V135H39ZM38 136V137H39ZM43 136V135H42ZM143 136V135H142ZM148 136V135H146ZM148 136V137H149ZM123 137V136H122ZM130 137V136H129ZM127 137V138H129ZM145 137V136H144ZM154 137V138H153ZM111 138V137H110ZM45 139V138H44ZM120 139V138H119ZM139 139V138H138ZM147 139V138H145ZM48 140V139H47ZM89 140V139H88ZM144 140V139H143ZM92 141V140H91ZM126 141V140H125ZM140 141V139H139ZM145 141V140H144ZM41 142L43 143V141L41 140ZM46 142V140H45ZM96 142V141H95ZM94 142V143H95ZM104 142V141H103ZM102 142V143H103ZM138 142V141H137ZM156 142V141H155ZM87 143V142H86ZM148 143V142H147ZM80 144V143H79ZM104 144V143H103ZM120 144V143H119ZM124 144V143H123ZM144 144V143H143ZM78 145V143H77ZM93 145V144H92ZM125 145V144H124ZM148 145V144H147ZM162 147V144H160ZM166 145V143L164 144ZM108 146V145H107ZM145 146V145H144ZM169 146V145H168ZM139 147V146H137ZM110 148V145H109ZM146 148H149L146 146ZM107 149V148H106ZM121 149V148H120ZM126 149V148H125ZM155 149V148H154ZM79 150V149H78ZM97 150V149H96ZM95 150V151H96ZM130 150V149H128ZM135 150V149H132ZM147 151V149H145ZM150 150V149H149ZM153 150V149H152ZM109 151V150H108ZM107 151V152H108ZM114 151V150H112ZM121 151V150H120ZM155 151V150H154ZM74 152V151H73ZM116 152V149H115ZM115 152L113 154H115ZM145 152V151H144ZM151 152V151H149ZM158 152V151H157ZM111 153V152H110ZM126 153V152H125ZM128 153V151H127ZM161 153V152H158ZM76 154V152H75ZM140 154V153H139ZM148 154V153H147ZM152 154V152H151ZM157 154V153H156ZM82 155V154H81ZM116 155V154H115ZM123 155V153H122ZM126 155V154H125ZM136 155V154H135ZM145 155V154H144ZM153 155V154H152ZM70 156V155H69ZM78 156V154H77ZM70 157H74V156H70ZM76 157V156H75ZM80 157V156H79ZM84 157V156H83ZM105 157H108L107 155ZM154 157V156H153ZM68 158V157H67ZM82 158V156H81ZM125 158V157H124ZM131 158V157H130ZM184 158V157H183ZM186 158V156H185ZM108 159V158H105ZM113 159V158H112ZM116 159V157H115ZM138 159V158H137ZM142 159V158H141ZM154 159V158H153ZM152 159V161H153ZM162 159V158H161ZM167 162H166V169L170 170L171 172L173 171V166L175 163H178L176 160V156L171 157V156H167ZM202 159V163H197L196 160H200ZM242 159H246L247 161L242 163ZM127 160V158H126ZM106 161V160H105ZM121 161V160H120ZM119 161V162H120ZM67 162V161H66ZM101 162H103V160H101ZM112 162V160H111ZM122 162V161H121ZM209 162V164H208ZM133 163V162H132ZM157 163V162H156ZM104 164V162L102 163ZM101 164V165H102ZM131 164V163H130ZM135 166V162L133 163ZM184 164V163H183ZM105 165V164H104ZM109 165V164H108ZM220 165V164H219ZM120 166V165H119ZM123 166V165H122ZM188 166V165H187ZM215 166V165H213ZM112 167V166H110ZM115 167V166H114ZM150 167V166H149ZM108 167L105 168V170ZM126 168V166H125ZM130 168V167H129ZM170 168V169H169ZM181 168V167H180ZM113 169V168H112ZM121 169V167H120ZM120 169H118L120 171ZM111 170V169H109ZM108 170V171H109ZM221 171V172H220ZM47 172V171H46ZM45 173V172H44ZM49 173V172H48ZM162 173V172H161ZM28 174V173H27ZM26 174V175H27ZM31 174V173H30ZM34 174V173H33ZM33 174L31 176V180L33 181L34 179H32ZM47 174V173H46ZM35 176V175H34ZM17 177V176H15ZM34 178V177H33ZM36 178V177H35ZM8 178H5V180L7 181ZM13 177L11 179H8L11 183ZM15 180L13 182H15L17 179L14 178ZM23 179V178H22ZM39 179V178H38ZM3 179V181H5ZM30 180V179H29ZM37 180V178L35 179ZM64 180V179H63ZM21 183V180H19ZM24 181V179H23ZM28 182L27 186L29 185V181L26 180ZM18 182V181H17ZM26 182V183H27ZM35 182V181H34ZM63 182V181H62ZM1 183V181H0ZM4 183V182H3ZM24 183V182H23ZM33 183V182H32ZM38 182H36L37 184ZM40 183V180H39ZM43 183V181H42ZM17 184V183H15ZM47 184V183H46ZM43 184L40 187L41 190V194L43 198L48 199L47 196L55 194L54 192L57 191L58 189H54V192L52 191V189L49 188V185ZM57 184V183H56ZM63 184V183H61ZM60 184V185H61ZM2 185V184H1ZM26 188V184H24ZM23 185V186H24ZM188 187H187V186ZM21 186V185H20ZM21 186V187H23ZM33 186V185H32ZM99 186V185H98ZM6 187V186H5ZM13 186H10L8 188H12ZM37 187V186H36ZM90 187V186H89ZM17 188V192H18V186ZM33 188V187H32ZM149 188V187H148ZM160 188V187H159ZM7 189V188H6ZM10 189V190H11ZM153 189V188H152ZM14 190V189H13ZM20 190V188H19ZM175 189L173 188L174 191ZM59 191V190H58ZM57 191V192H58ZM69 191V190H68ZM67 190L65 192H68ZM70 191L72 192V190L70 189ZM178 191V190H177ZM10 192V191H9ZM13 191H11L12 193ZM31 192V191H29ZM28 192V193H29ZM70 192V193H71ZM176 192V191H174ZM19 193V192H18ZM154 193V192H153ZM179 193V192H178ZM5 194V193H4ZM31 194V193H30ZM29 194V195H30ZM59 194V205L62 206L61 202H63L64 200V194L62 192H58ZM67 194V193H66ZM69 194V192H68ZM114 194V193H113ZM144 194V192H143ZM157 194V193H156ZM181 194V193H180ZM191 194V193H190ZM14 195V194H13ZM27 195V194H26ZM175 195V193H174ZM178 195V194H176ZM206 195V193H205ZM24 197V199L26 200V198H28V196L25 198L24 195H21ZM31 196V195H30ZM157 196V195H156ZM185 196V195H184ZM207 196V195H206ZM1 197V196H0ZM18 197V196H17ZM67 197V195H66ZM204 197V196H203ZM212 197V199H213ZM3 198V197H2ZM2 198H0L2 200ZM33 198V204L36 202V199H34L35 197L32 196ZM55 198V197H53ZM170 198L172 197H167L168 201L170 200ZM175 198V196H174ZM189 199V197H187ZM197 198V197H196ZM210 198V197H209ZM5 200H7L6 202L9 204L8 201V197L6 199L3 198ZM10 196H9V200H10ZM23 199V198H22ZM31 199V197H30ZM29 199V200H30ZM44 199V200H45ZM52 199V198H51ZM50 199V200H51ZM68 199V198H67ZM180 199V198H179ZM178 199V200H179ZM185 199V198H184ZM198 199V198H197ZM15 201V199H13ZM50 200H45L48 204V211L46 212V217L47 219L49 218L51 221H54L52 215L54 213H58L60 211L61 208H59L58 205V209H53L52 207L49 206V202ZM176 201V199H173ZM172 200V202H173ZM177 200V201H178ZM186 200V199H185ZM184 200V201H185ZM201 199H199L200 201ZM214 200V199H213ZM3 201V200H2ZM12 201V199H11ZM18 201V200H17ZM35 201V202H34ZM41 201V200H40ZM69 201V200H68ZM162 201V200H161ZM160 201V202H161ZM165 201H167L165 199ZM163 201V202H165ZM215 201V200H214ZM5 202V204H6ZM13 202V201H12ZM27 203V201H25ZM67 202V201H66ZM149 202V201H148ZM152 202V201H151ZM150 202V203H151ZM156 202V201H155ZM163 202L159 203L163 206ZM1 203V202H0ZM43 203V202H42ZM163 203V204H162ZM186 203V202H185ZM4 204V205H5ZM22 206L24 205L23 203H21ZM66 204V203H63ZM71 204V203H69ZM101 204V203H100ZM166 204V203H165ZM164 204V205H165ZM175 204V203H174ZM3 205L2 202V208L5 211V208L7 209L6 206ZM14 206V204H12ZM19 205V202H18ZM31 205V203H30ZM40 205V203H39ZM45 205V203H44ZM155 205V204H154ZM160 205V208H161ZM167 205V204H166ZM172 204H170L168 206V208L170 209V206ZM12 206V207H13ZM17 206V205H16ZM42 206V205H41ZM55 206V207H56ZM69 207L66 209V211L63 213V208L62 213L63 215L60 218V225L63 230V234L61 235V238H66V243L64 245H68L70 248H74L72 247L73 245H69V241L72 239L73 240V235L74 233H78L80 231V224L79 221V217L78 214L81 213L79 210L80 208H74L71 205H68ZM150 206V205H149ZM156 206V205H155ZM158 209L159 205L157 203ZM167 206H165L167 208ZM193 206V204H192ZM0 207V212H1V208ZM11 207V206H9ZM11 207V208H12ZM15 207V206H14ZM18 208H12L14 210V215L9 214H1L0 213V220H4L8 223H15L16 225L18 224L19 226L25 228L26 230L29 231L30 234H34L35 236H38L40 234V231L37 230V228L39 229V226H37L36 228L31 226L30 223V219L28 220V222L26 221V217L24 216V213L20 210L22 207L20 205L17 206ZM25 207V206H24ZM23 207V208H24ZM190 207V206H189ZM194 207V206H193ZM206 207V206H205ZM30 208V207H28ZM39 208V207H38ZM37 208V209H38ZM154 208V207H153ZM164 208V206H163ZM167 208V209H168ZM181 208V207H180ZM2 209V210H3ZM33 209V208H32ZM41 209V208H40ZM87 209V208H85ZM141 209V207L139 208ZM165 209V208H164ZM201 209V208H200ZM10 210V208L8 209V211ZM31 210V208H30ZM34 210L36 211V209L34 208ZM90 210V209H89ZM129 210V209H128ZM142 210V209H141ZM161 210V209H160ZM163 210V209H162ZM197 209L193 210L196 212ZM12 211V210H10ZM32 211V210H31ZM83 211V209H82ZM145 208L143 211V214L145 212ZM158 211V210H156ZM164 211V210H163ZM13 212V211H12ZM194 212V214H195ZM29 213V212H28ZM34 213V211L32 212ZM36 213V212H35ZM60 213V212H59ZM160 213V212H159ZM163 213V212H162ZM27 214V213H25ZM91 214V220L92 223L94 225V232L96 233V235L100 234L101 236L103 235L104 232H107L109 230V225H107V218L110 220L109 215L106 214H101L98 213L97 211L91 210L90 213ZM197 214V213H196ZM30 215V214H29ZM188 215V214H187ZM28 217V215H26ZM154 216V215H153ZM157 216V215H156ZM189 216V215H188ZM187 216V217H188ZM25 221H24V218ZM57 217V216H56ZM158 217V216H157ZM189 218V217H188ZM17 219V221H16ZM18 219H21L20 221H18ZM57 219V218H55ZM79 219V220H78ZM84 219V218H82ZM157 219V218H156ZM191 219V217L189 218ZM90 220V219H89ZM90 220V221H91ZM108 220V221H109ZM188 220V219H187ZM57 221V220H56ZM88 221V219H87ZM157 221V220H156ZM32 222V221H31ZM46 222V221H45ZM58 222V223H59ZM112 222V221H111ZM190 222V221H189ZM233 223L234 227H235V231L236 234L233 237L232 234H230L231 236L229 238H224L221 234H216L214 232H208V228L209 229H213L216 227H218L217 225L219 223ZM34 222H32L33 224ZM50 223V222H49ZM156 223V222H155ZM222 223V224H223ZM2 224V223H1ZM6 224V223H4ZM38 224V223H37ZM41 224V223H40ZM57 223H54V228L55 229V225ZM137 224V223H136ZM191 224V223H190ZM15 225V226H16ZM59 225V226H60ZM83 225V224H81ZM188 225V224H187ZM2 226V225H1ZM6 226V225H4ZM18 226V227H19ZM44 226V225H43ZM42 225H40V227L44 228ZM51 226V225H50ZM190 226V225H189ZM222 226V225H221ZM11 227V225L9 226ZM92 227V225H91ZM90 227V228H91ZM162 227V226H161ZM7 228V227H6ZM50 228V227H49ZM59 228V227H58ZM59 228V229H60ZM82 228V227H81ZM85 228V227H84ZM22 229V228H21ZM232 229V228H231ZM41 230V229H39ZM44 230V229H43ZM41 231L42 234L45 233L44 231ZM48 230V229H47ZM58 230V229H57ZM92 230V229H91ZM194 230V231H195ZM4 232L6 230H3ZM3 231L1 232L0 229V233H3ZM15 230H13L14 232ZM21 231V230H20ZM27 231V232H28ZM55 231V230H54ZM90 231V230H89ZM25 232V230H24ZM23 232V234H24ZM57 232V231H56ZM55 232V233H56ZM81 232V231H80ZM79 232V233H80ZM119 230L115 231V234H118ZM10 233V232H8ZM28 233V234H29ZM51 233V232H50ZM53 233V234H55ZM93 233V232H92ZM152 233V232H151ZM4 234V233H3ZM7 234V232H6ZM5 234V235H6ZM11 234V233H10ZM18 234V233H17ZM21 234V233H20ZM27 234V235H28ZM46 234V233H45ZM52 234V235H53ZM125 235L126 233L121 232V235ZM192 234H195L194 232ZM191 234V235H192ZM197 234V232H196ZM2 235V234H1ZM12 235V234H11ZM16 235V232H15ZM14 235V236H15ZM51 235V234H50ZM51 235V236H52ZM56 235V234H55ZM59 234H57L58 236ZM175 235V236H172ZM190 235V236H191ZM209 235V236H208ZM228 235V234H227ZM23 236V235H22ZM26 236V235H25ZM29 236V235H28ZM27 236V237H28ZM31 236V235H30ZM29 236V237H30ZM47 236L49 237V234H47ZM50 236V237H51ZM82 236V235H81ZM84 236V235H83ZM95 236V235H94ZM177 236V237H176ZM194 236V235H193ZM197 236V235H196ZM229 236V235H228ZM1 237V236H0ZM5 237V236H4ZM10 237V236H9ZM26 237V238H27ZM28 237V241L29 238ZM46 237V236H45ZM44 237V238H45ZM59 237V236H58ZM58 237L55 241L58 240ZM76 237V236H75ZM233 237V239H232ZM15 238V237H13ZM32 238V237H31ZM51 238L54 237L52 236ZM49 238V239H51ZM56 238V236H55ZM81 238V237H79ZM130 238V237H129ZM181 238V239H180ZM192 238V237H191ZM1 239V238H0ZM11 239V237H10ZM21 239V238H20ZM23 239V238H22ZM42 239V238H41ZM68 239V240H67ZM82 239V238H81ZM189 239V238H188ZM198 239V238H196ZM221 239H223L224 241H222ZM4 240H6V238H4ZM14 240V239H13ZM27 240V239H26ZM25 240V241H26ZM32 240V239H30ZM83 240V239H82ZM184 240L183 243H184ZM7 241V240H6ZM177 241V240H176ZM181 241V242H182ZM5 243V241H3ZM8 242H11V240H9ZM59 242V241H58ZM13 243V242H12ZM27 243V242H25ZM38 243V242H37ZM61 244V242H59ZM73 243L72 241L70 242V244ZM82 243V242H81ZM180 243V242H179ZM178 243V244H179ZM180 243V244H183ZM208 243H214V245H217L215 247H208ZM6 244V243H5ZM4 244V245H5ZM8 244V243H7ZM14 244V243H13ZM34 244V243H33ZM80 244L76 242L75 245ZM189 244V242H188ZM56 245V244H55ZM58 245V244H57ZM66 245V246H67ZM98 245V244H97ZM175 245V244H174ZM194 245V244H193ZM213 245V246H214ZM81 246V245H80ZM38 247V246H37ZM56 247V246H54ZM96 247V246H95ZM94 247V248H95ZM120 247V246H119ZM181 248H183L182 246H180ZM32 248V247H31ZM77 246V250H78ZM130 248V247H129ZM34 249V247H33ZM75 249V248H74ZM119 249V248H118ZM122 249V248H121ZM134 249V247H133ZM54 250V249H53ZM59 250V249H56ZM65 250V249H64ZM67 250V249H66ZM65 250V251H66ZM124 250V249H123ZM32 250L30 249V252ZM46 251V250H45ZM55 251V250H54ZM70 251V250H69ZM72 251V250H71ZM215 251H218L216 253H214ZM79 252V251H78ZM112 251H108L105 254L104 260H100V261H105L106 264H115L113 263L114 261V254H111ZM62 253V252H61ZM69 253V252H68ZM72 253V252H71ZM119 253V252H118ZM32 254V253H31ZM49 254V253H48ZM64 255V253H63ZM67 255V254H65ZM76 254L73 253V257ZM51 256V255H50ZM100 256V255H99ZM47 257V254H46ZM54 257V256H53ZM52 257V258H53ZM56 257V256H55ZM67 257V256H66ZM72 257V258H73ZM77 257V256H76ZM75 257V258H76ZM193 257V256H192ZM48 258V257H47ZM51 258V257H49ZM57 258V257H56ZM70 258V257H69ZM78 258V257H77ZM101 258V257H100ZM99 258V259H100ZM113 258V259H112ZM71 259V258H70ZM165 259V258H164ZM210 259V260H208ZM46 260V259H45ZM82 262H80V264H85L86 262L82 259H80ZM97 260V259H96ZM163 260V259H162ZM193 260V259H192ZM26 261V260H24ZM28 261V260H27ZM26 261V262H27ZM43 261V260H42ZM47 261V260H46ZM57 264V259H54L52 261V264ZM64 261V260H63ZM74 261V260H73ZM77 261V260H76ZM41 262V261H40ZM48 262H51L48 260ZM85 262V263H84ZM29 263V262H28ZM27 263V264H28ZM97 263V262H96ZM35 264V263H33ZM45 264V263H44ZM49 264V263H48ZM51 264V263H50ZM66 264V263H65ZM75 264V263H74ZM89 264V262H88ZM98 264V263H97ZM104 264V263H103ZM128 264H134L133 262L128 263ZM161 264V263H160ZM164 264V263H162Z\"/></svg>",
  "mask_w": 264,
  "mask_h": 264
}]
</instances>
